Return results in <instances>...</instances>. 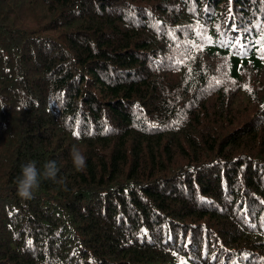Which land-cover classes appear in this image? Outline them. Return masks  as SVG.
<instances>
[{"label": "trees", "instance_id": "16d2710c", "mask_svg": "<svg viewBox=\"0 0 264 264\" xmlns=\"http://www.w3.org/2000/svg\"><path fill=\"white\" fill-rule=\"evenodd\" d=\"M0 264H264V0H0Z\"/></svg>", "mask_w": 264, "mask_h": 264}, {"label": "clouds", "instance_id": "9594fccd", "mask_svg": "<svg viewBox=\"0 0 264 264\" xmlns=\"http://www.w3.org/2000/svg\"><path fill=\"white\" fill-rule=\"evenodd\" d=\"M71 159L74 167L82 169L86 164L85 155L78 149L73 148ZM57 165L54 160H50L43 165V170L37 167L36 162L29 161L21 166V174L17 177V193L23 199H31L34 191L40 185L41 177L44 179H57Z\"/></svg>", "mask_w": 264, "mask_h": 264}, {"label": "snow or ice", "instance_id": "6c2138e0", "mask_svg": "<svg viewBox=\"0 0 264 264\" xmlns=\"http://www.w3.org/2000/svg\"><path fill=\"white\" fill-rule=\"evenodd\" d=\"M78 135V133H76Z\"/></svg>", "mask_w": 264, "mask_h": 264}]
</instances>
